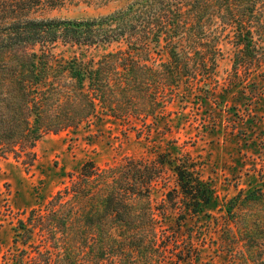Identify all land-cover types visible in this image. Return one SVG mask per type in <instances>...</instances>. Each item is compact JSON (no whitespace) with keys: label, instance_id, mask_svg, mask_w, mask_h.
I'll return each mask as SVG.
<instances>
[{"label":"trees","instance_id":"16d2710c","mask_svg":"<svg viewBox=\"0 0 264 264\" xmlns=\"http://www.w3.org/2000/svg\"><path fill=\"white\" fill-rule=\"evenodd\" d=\"M112 1L0 0V158L31 166L46 135L105 118L155 117L182 83L208 85L226 31L245 53H234L235 75L251 61L264 63V0H130L98 18L37 17L67 4ZM93 51L100 56L84 57ZM160 53L168 59L158 63ZM187 162L162 154L152 163H84L44 206L16 221L12 264H202L205 238L195 242L181 229L188 217L200 218L213 191ZM166 165L175 186L156 205ZM166 203L180 210L175 231L162 225ZM216 226L219 247L234 259L240 247L250 256L264 250V189L239 191Z\"/></svg>","mask_w":264,"mask_h":264},{"label":"rangeland","instance_id":"374dc122","mask_svg":"<svg viewBox=\"0 0 264 264\" xmlns=\"http://www.w3.org/2000/svg\"><path fill=\"white\" fill-rule=\"evenodd\" d=\"M130 0H113L106 6L83 3L67 4L37 14L46 19H92L119 10ZM219 47L222 57L207 86L183 84L173 102L155 117L135 120L105 118L43 137L34 149L31 166L16 162L12 156L0 158V264H12L13 231L17 220L31 209L44 206L69 183L88 161L100 168L115 166L125 160L152 163L168 154L185 159L213 191L211 204L200 218L188 217L181 231L192 240L205 238L201 249L202 264H264V250H238L235 259L222 249V231L217 219L226 215L228 200L239 191L243 196L264 189V63L253 61L234 74L233 57L242 58V47H234L229 32L222 33ZM225 34V35H224ZM228 34V38H224ZM63 52L60 48L57 53ZM73 50L64 51L72 56ZM93 51L84 57L98 58ZM158 63L167 60L164 53L154 56ZM235 76V77H234ZM173 167L166 165L155 184L153 198L159 205L162 192L174 188ZM8 210H7V208ZM163 227L178 229L179 207L166 203ZM25 214V216H24ZM211 221V223H209ZM200 229L199 234L196 233ZM201 242V241H200ZM260 262V263H259Z\"/></svg>","mask_w":264,"mask_h":264}]
</instances>
